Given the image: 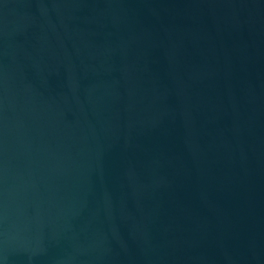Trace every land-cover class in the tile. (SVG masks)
<instances>
[{
	"label": "water",
	"instance_id": "water-1",
	"mask_svg": "<svg viewBox=\"0 0 264 264\" xmlns=\"http://www.w3.org/2000/svg\"><path fill=\"white\" fill-rule=\"evenodd\" d=\"M0 264H264V0H0Z\"/></svg>",
	"mask_w": 264,
	"mask_h": 264
}]
</instances>
